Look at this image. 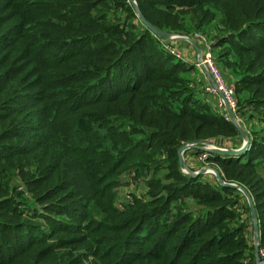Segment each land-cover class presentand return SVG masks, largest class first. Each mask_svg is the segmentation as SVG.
Here are the masks:
<instances>
[{"label":"trees","instance_id":"1","mask_svg":"<svg viewBox=\"0 0 264 264\" xmlns=\"http://www.w3.org/2000/svg\"><path fill=\"white\" fill-rule=\"evenodd\" d=\"M137 2L210 38L250 142L209 159L251 193L264 248V0ZM193 66L129 0H0V264H257L246 196L179 162L243 143Z\"/></svg>","mask_w":264,"mask_h":264},{"label":"built area","instance_id":"2","mask_svg":"<svg viewBox=\"0 0 264 264\" xmlns=\"http://www.w3.org/2000/svg\"><path fill=\"white\" fill-rule=\"evenodd\" d=\"M174 37H179V35L172 34L169 39L162 38L164 40V46L166 47V49L170 51L172 54H174L175 56L184 60L185 62L196 65L201 72V75H202L201 77L206 80V81L204 80L205 93L206 94L208 93L211 96L217 97L218 99L217 104L219 108L223 110L224 117L232 121V117L230 116L229 112L227 111V107H226V103H228V105L231 107V109L234 112V116L236 117V120L242 125L243 120L241 117H239L237 113L238 99H236L235 87L231 84V82H229L225 78V74H223L222 69L216 63L215 58H214V53H213V46H212V42L210 38L203 32H199V31L195 32L193 36L187 35V34H182L180 36L181 39H185L187 41L189 37L195 40V42L198 41L196 42V45L200 47L201 51H198L196 46L193 45V51L194 50L196 51V56H197L196 60L193 62L189 58L181 57L180 53L174 48L173 45L176 42V40H173ZM206 70L209 71L215 83L210 82L209 78L204 77V75L206 74L205 73ZM219 93L223 95L224 99L220 97ZM209 141L211 140H208V142ZM208 142H203V143L208 144ZM253 242H254V236H253ZM259 258L261 259L262 264H264V248H260Z\"/></svg>","mask_w":264,"mask_h":264},{"label":"rangeland","instance_id":"3","mask_svg":"<svg viewBox=\"0 0 264 264\" xmlns=\"http://www.w3.org/2000/svg\"><path fill=\"white\" fill-rule=\"evenodd\" d=\"M178 35L181 36L182 34H178ZM173 46L180 53L181 57L189 58L193 62L196 60L197 58L196 51L195 50L193 51V44L190 43L189 41L185 39H178L176 40ZM193 67H194L195 77L198 78L200 75V70L195 65ZM225 78L228 80V77L226 74H225ZM244 140L245 139L243 138V143H244ZM242 145L234 147L232 145L226 146L225 144V146H222L220 144L215 143L212 140L209 141L208 144L201 143L199 144V149L201 152H199V154H197L196 156H193L195 152H193V150L191 149H189V151H187L184 154L186 165L188 169H190L191 171H189L188 169H184V168L183 170L185 173H188V174L191 173L194 176H198V175L209 176L211 174H214V171L216 170V166L214 162L211 159H209L210 156L217 154V153H214V149H221V148H226V147L240 148ZM191 167H194L196 170L192 171ZM146 185L147 184H146L145 178L142 180L133 181L132 183H128L126 180L122 181L121 185L118 188V195H119L118 203H123L125 201L128 202V199H131L132 194H144V198H146V195H145Z\"/></svg>","mask_w":264,"mask_h":264},{"label":"water","instance_id":"4","mask_svg":"<svg viewBox=\"0 0 264 264\" xmlns=\"http://www.w3.org/2000/svg\"><path fill=\"white\" fill-rule=\"evenodd\" d=\"M130 3L133 5V7L136 10V13L140 20L146 25L147 29L150 30L154 35L159 36L163 39H169L170 36L174 33H168L166 31L158 29L155 25H153L143 14L142 10L139 8L138 3L136 0H129ZM181 39V37H174L173 40H178ZM188 41L192 42L193 45L196 46L198 51H201L200 47L196 45L195 40H193L191 37L188 38ZM205 73L208 75L210 82L215 83L212 79L211 74L209 73L208 70L205 71ZM220 97L224 99L223 95L219 93ZM227 111L229 112L230 116L232 117V122L236 125L238 128L240 135L245 139L243 145L240 148H221V149H214V153L226 156V155H242L244 152L249 148V142H250V137L247 131L245 130V127L242 126L237 120L236 117L234 116V112L231 109V107L226 103ZM196 147L195 144L189 143V144H184L182 145L179 150H178V155H179V162L182 168L188 169L186 165V161L184 159V154L187 150L192 149ZM199 147V146H198ZM191 171L190 169H188ZM214 174L216 175L218 181L220 184L224 186H231L234 188L239 189L247 198L248 204L251 207V212H252V220L254 224V244H255V257L257 259V264H262L261 259L259 258V250H260V242H259V224L257 221V211H256V206L254 205V200L251 195V193L248 191L247 188H244L242 185L231 183V182H225L224 179L221 177V174L219 171L215 170Z\"/></svg>","mask_w":264,"mask_h":264},{"label":"crops","instance_id":"5","mask_svg":"<svg viewBox=\"0 0 264 264\" xmlns=\"http://www.w3.org/2000/svg\"><path fill=\"white\" fill-rule=\"evenodd\" d=\"M201 76H202V75H201V72H200V75H199L198 78H200ZM204 77H205V78H206V77L209 78L207 74H205ZM201 79H202V77H201ZM209 98H210V100L214 101L215 104L217 103V100H218L217 97H214V96H210V95H209ZM193 156H195V155H193Z\"/></svg>","mask_w":264,"mask_h":264}]
</instances>
